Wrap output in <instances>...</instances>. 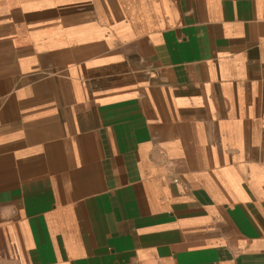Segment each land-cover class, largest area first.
Listing matches in <instances>:
<instances>
[{
	"label": "crops",
	"instance_id": "1",
	"mask_svg": "<svg viewBox=\"0 0 264 264\" xmlns=\"http://www.w3.org/2000/svg\"><path fill=\"white\" fill-rule=\"evenodd\" d=\"M0 264H264V0H0Z\"/></svg>",
	"mask_w": 264,
	"mask_h": 264
}]
</instances>
